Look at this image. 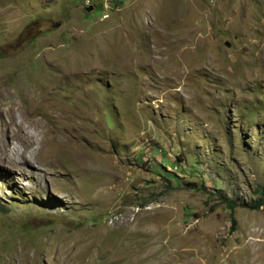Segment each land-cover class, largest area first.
<instances>
[{"label": "rangeland", "instance_id": "rangeland-1", "mask_svg": "<svg viewBox=\"0 0 264 264\" xmlns=\"http://www.w3.org/2000/svg\"><path fill=\"white\" fill-rule=\"evenodd\" d=\"M104 8L0 0L2 86L23 70L47 95L91 65L58 84L68 113L32 125L56 159L0 164V264L20 245L22 264H264V0ZM8 141L17 163L37 150Z\"/></svg>", "mask_w": 264, "mask_h": 264}, {"label": "bare ground", "instance_id": "bare-ground-1", "mask_svg": "<svg viewBox=\"0 0 264 264\" xmlns=\"http://www.w3.org/2000/svg\"><path fill=\"white\" fill-rule=\"evenodd\" d=\"M72 66H69L67 69H64L60 72V76L57 75V78L49 82L50 91L49 94L44 95L37 91H28L24 84H23V75H25V71L20 70L21 75L18 79L15 80V83L8 86H2L3 82H0V164L1 166H5L8 169L11 167L18 165H26L32 164L31 161H35L38 165H44L51 163L55 158V147H51L53 141L49 142L48 139V147L45 145L42 148L41 139H38L35 130L32 129V125L39 126L41 123L40 120H36L35 117L39 115L42 111L43 107L48 103L46 106L47 109L45 111L44 119L48 123L49 119L59 120L64 113H68V110L62 105H58V99L55 96H58L57 87L58 84L61 82L66 81L69 77L72 81L77 77L80 76L82 72H86L90 69V64L85 61L73 62ZM55 71V70H54ZM51 72H47L49 74ZM9 74L8 72L4 71L2 78L7 77ZM1 80V79H0ZM56 89V90H55ZM54 98V99H53ZM19 100L20 104H17L16 101ZM5 108V112L9 117V121H7L1 113ZM71 112V111H70ZM72 115V114H71ZM71 117V116H70ZM52 121V120H51ZM58 122V121H57ZM10 129V132H9ZM11 139L13 142H18L21 147H26L27 149L30 148L32 145L36 144L37 147L31 155L24 156V151L19 154L20 160L22 163H17L14 159L8 157L7 153L9 152L8 149L10 148V142L7 140ZM6 141V142H5ZM41 154L38 156L36 151H40ZM8 158V160H6ZM94 164L93 168L86 167L90 172L91 171H98V167H100L101 161L98 158L92 161ZM49 167V166H48ZM52 168V167H51ZM25 171L20 170L19 174L22 177L29 178ZM30 174V173H29ZM10 254V253H9ZM10 257V255H7ZM19 263H16L14 259L9 261L4 260L6 255L2 256L1 264H22L24 260L23 254V245H20L19 249L15 250L13 254ZM117 262V261H116ZM156 264H167V259H163L160 262L158 261Z\"/></svg>", "mask_w": 264, "mask_h": 264}, {"label": "trees", "instance_id": "trees-1", "mask_svg": "<svg viewBox=\"0 0 264 264\" xmlns=\"http://www.w3.org/2000/svg\"><path fill=\"white\" fill-rule=\"evenodd\" d=\"M257 198L256 200L253 202V208L256 210H259L260 208H264V192L260 189L256 192ZM230 208L232 210L235 209V207L231 204ZM235 224L236 222L233 221V231H235Z\"/></svg>", "mask_w": 264, "mask_h": 264}, {"label": "built area", "instance_id": "built-area-1", "mask_svg": "<svg viewBox=\"0 0 264 264\" xmlns=\"http://www.w3.org/2000/svg\"><path fill=\"white\" fill-rule=\"evenodd\" d=\"M120 0H102V2H103V4L105 5V10L107 11V10H109L113 5H115V3H118ZM109 7V8H108ZM108 17H109V15L108 14H104L103 16H102V20H107L108 19Z\"/></svg>", "mask_w": 264, "mask_h": 264}, {"label": "water", "instance_id": "water-1", "mask_svg": "<svg viewBox=\"0 0 264 264\" xmlns=\"http://www.w3.org/2000/svg\"><path fill=\"white\" fill-rule=\"evenodd\" d=\"M86 5H88V2H86ZM89 11H92V8H90Z\"/></svg>", "mask_w": 264, "mask_h": 264}]
</instances>
